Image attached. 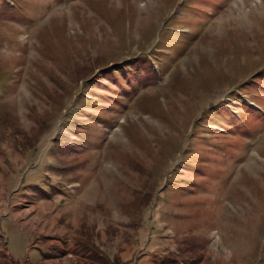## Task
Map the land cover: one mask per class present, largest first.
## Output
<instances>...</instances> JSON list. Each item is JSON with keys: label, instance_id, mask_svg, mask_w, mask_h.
<instances>
[{"label": "rangeland", "instance_id": "rangeland-1", "mask_svg": "<svg viewBox=\"0 0 264 264\" xmlns=\"http://www.w3.org/2000/svg\"><path fill=\"white\" fill-rule=\"evenodd\" d=\"M0 264H264V0H0Z\"/></svg>", "mask_w": 264, "mask_h": 264}]
</instances>
